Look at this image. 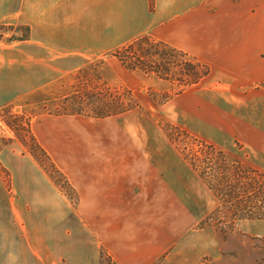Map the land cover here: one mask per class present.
<instances>
[{
  "label": "crops",
  "instance_id": "1",
  "mask_svg": "<svg viewBox=\"0 0 264 264\" xmlns=\"http://www.w3.org/2000/svg\"><path fill=\"white\" fill-rule=\"evenodd\" d=\"M17 24L29 37L0 40V106L100 59L129 87L134 73L112 53L142 35L209 73L161 104L147 97L146 110L34 116L74 205L20 143L0 144V264H53L60 223L75 232L63 264H199L215 250L199 227L215 197L162 124L264 172V0H0V25Z\"/></svg>",
  "mask_w": 264,
  "mask_h": 264
},
{
  "label": "rangeland",
  "instance_id": "2",
  "mask_svg": "<svg viewBox=\"0 0 264 264\" xmlns=\"http://www.w3.org/2000/svg\"><path fill=\"white\" fill-rule=\"evenodd\" d=\"M0 33L4 37L2 40L8 41L9 37L17 36L21 31L19 29H0ZM148 41L153 42V39L150 38ZM159 46L160 49L167 51L166 48ZM165 61L166 69L162 70V74L159 75L153 73L147 75L139 70L129 69L134 73L128 80L132 83L129 88L123 85L115 74L109 73L103 60H95L85 65L87 70L83 75L76 74L78 71L76 70L53 84L0 106V144L3 146L12 141L20 143L22 150H27L33 155L56 188L74 205V191L66 181V177L64 178V174H60L54 168L51 161L36 145L30 130L32 118L42 113H62L66 110L65 108L70 109V104L74 103L70 99L73 94L83 96L84 113L89 114L93 105L88 101L87 96L95 93H101L107 97L115 96L125 107H130L128 110H146L148 106H144V104L147 97L155 104H161L165 99H169L175 94L184 79L179 68V61L169 58ZM138 79L142 84L144 82L148 84L147 87L143 84L137 88ZM177 144L180 152H185L188 156L194 155L201 159L204 154L195 141L180 139ZM229 155L240 163L252 167L248 165L244 156ZM213 205L214 209L218 205L216 197ZM222 216V212H216L212 217H209L205 225L201 226L199 223V227H208L209 232L215 236L216 243L215 250L204 256L199 264H264V221L238 220L230 224ZM74 235L75 232L71 225L69 226L67 223L55 225L48 247L53 264H63L59 260V255L63 253L60 242L64 237L72 238ZM34 264H40V262L34 261Z\"/></svg>",
  "mask_w": 264,
  "mask_h": 264
},
{
  "label": "trees",
  "instance_id": "3",
  "mask_svg": "<svg viewBox=\"0 0 264 264\" xmlns=\"http://www.w3.org/2000/svg\"><path fill=\"white\" fill-rule=\"evenodd\" d=\"M0 29H19L21 31L17 36L9 37L7 39L9 42L24 40L29 37V27L27 25H0ZM150 38L148 35L139 36L127 45L117 48L112 55L116 56L126 68L133 71L139 70L147 75L152 73L155 75L162 74V70L166 69L165 60L168 58L179 61V68L182 71L184 79L175 94L196 84L209 73V67L205 63L153 38V42H149ZM2 39L4 37L0 33V40ZM159 45L166 48L167 51L160 49ZM86 70L87 66L80 68L76 74L83 75ZM87 98L94 107H92L90 114L84 113L83 96L75 94L70 96V99L74 102L70 104V109L65 108L64 112L55 114L105 117L130 109V107H125L123 103H120L115 96L107 97L101 93H95L90 96L88 95ZM162 127L177 146V142L180 139H188L195 141L201 148V151H204L201 159L194 155L192 157L188 156L185 152L181 151L218 200V205L201 221V226L205 225L209 217H212L216 212H222V217L230 224L238 220H264V172L240 163L223 150L195 138L186 131L169 123H163ZM35 142L43 155L51 161L50 157L39 146L36 140ZM51 163L63 175L52 161Z\"/></svg>",
  "mask_w": 264,
  "mask_h": 264
}]
</instances>
